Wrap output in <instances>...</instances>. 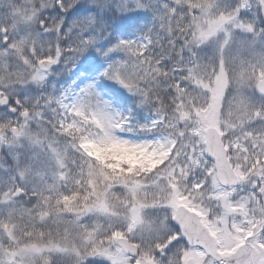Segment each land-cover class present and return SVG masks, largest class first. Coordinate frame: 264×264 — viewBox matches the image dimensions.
Instances as JSON below:
<instances>
[{
    "label": "snow or ice",
    "instance_id": "1",
    "mask_svg": "<svg viewBox=\"0 0 264 264\" xmlns=\"http://www.w3.org/2000/svg\"><path fill=\"white\" fill-rule=\"evenodd\" d=\"M0 264H264V0H0Z\"/></svg>",
    "mask_w": 264,
    "mask_h": 264
}]
</instances>
